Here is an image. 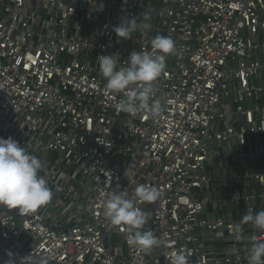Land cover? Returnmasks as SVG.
<instances>
[{
	"label": "built area",
	"instance_id": "1",
	"mask_svg": "<svg viewBox=\"0 0 264 264\" xmlns=\"http://www.w3.org/2000/svg\"><path fill=\"white\" fill-rule=\"evenodd\" d=\"M122 17L150 28L124 40ZM157 35L175 51L153 120L117 110L97 57L123 65ZM0 137L41 159L53 193L25 215L0 206V261L248 264L250 238L264 241L243 222L264 210V0H0ZM137 184L160 193L137 205L160 241L148 252L103 215Z\"/></svg>",
	"mask_w": 264,
	"mask_h": 264
},
{
	"label": "clouds",
	"instance_id": "2",
	"mask_svg": "<svg viewBox=\"0 0 264 264\" xmlns=\"http://www.w3.org/2000/svg\"><path fill=\"white\" fill-rule=\"evenodd\" d=\"M145 21L148 20L145 14ZM150 28L148 23H138L136 17H122L121 22L113 30L118 37L127 40L138 29ZM151 51L133 50L121 65L119 53L100 55L97 57L100 72L107 80L106 89L112 93H122L115 105L117 110L128 114L144 111L148 117L156 120L163 113L162 98H154L156 82L166 70V57L175 51V42L169 36L157 35L151 40ZM43 163L36 155L12 137H0V206L12 210L18 209L19 215L28 214L46 205L53 196L46 179L39 175ZM126 175V174H125ZM160 193L156 187L137 184L129 195L127 189L119 187L111 191L103 202V215L111 224L127 226L130 233L129 244L144 252L150 251L160 244L152 230L142 231L148 222V215L138 204H153L158 201ZM257 230L264 232V210L249 212L243 217ZM240 225H237V239L240 238ZM247 251L248 264H264V241L255 235L251 238ZM8 259L0 264H33L31 254L17 257L11 251ZM39 264V262H37ZM171 264H188L183 251L173 254Z\"/></svg>",
	"mask_w": 264,
	"mask_h": 264
}]
</instances>
